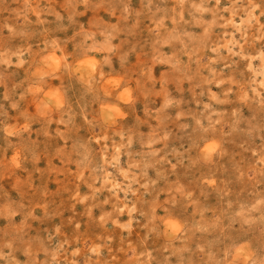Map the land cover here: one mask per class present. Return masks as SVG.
<instances>
[{"label":"clouds","instance_id":"clouds-1","mask_svg":"<svg viewBox=\"0 0 264 264\" xmlns=\"http://www.w3.org/2000/svg\"><path fill=\"white\" fill-rule=\"evenodd\" d=\"M0 264H264V0H0Z\"/></svg>","mask_w":264,"mask_h":264},{"label":"rangeland","instance_id":"rangeland-1","mask_svg":"<svg viewBox=\"0 0 264 264\" xmlns=\"http://www.w3.org/2000/svg\"><path fill=\"white\" fill-rule=\"evenodd\" d=\"M169 227L172 228V229H175L176 225L174 222H169Z\"/></svg>","mask_w":264,"mask_h":264}]
</instances>
